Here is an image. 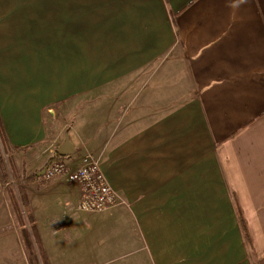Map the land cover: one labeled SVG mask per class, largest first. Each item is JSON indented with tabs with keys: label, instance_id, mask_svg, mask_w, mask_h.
I'll return each mask as SVG.
<instances>
[{
	"label": "crops",
	"instance_id": "crops-1",
	"mask_svg": "<svg viewBox=\"0 0 264 264\" xmlns=\"http://www.w3.org/2000/svg\"><path fill=\"white\" fill-rule=\"evenodd\" d=\"M71 103V164L94 153L126 202L68 213L79 186L47 180L51 264H264V0H0V115L27 174ZM9 233L0 264H29Z\"/></svg>",
	"mask_w": 264,
	"mask_h": 264
},
{
	"label": "rangeland",
	"instance_id": "rangeland-1",
	"mask_svg": "<svg viewBox=\"0 0 264 264\" xmlns=\"http://www.w3.org/2000/svg\"><path fill=\"white\" fill-rule=\"evenodd\" d=\"M88 107L89 106H87L85 108V105H83L82 109H84V111H85ZM73 110H74L73 103L70 104L69 108H66L65 110H63V114L61 115V121H62V119L64 121L62 123L60 122L58 124V127L63 126V128L61 130V128L58 129V127H57L55 129L56 132H55L54 136L52 138H50V140L48 141V145L51 148H53L52 152L50 151L51 154L66 140L67 136L69 137L68 134L66 135V132H69V129L71 128V126H70V124L66 125V123H68L66 121H69V118H68V116L66 117V115ZM87 111H89V110H87ZM80 113H81V111L79 110V114ZM52 115H54V113ZM58 116L60 117L59 113L57 112V114H55V119H53V120H56V119L59 120L60 118H58ZM64 123H65V125H64ZM69 139H70V137H69ZM2 153L4 156V164L0 166V172L2 175V183L0 185V236H2V235L12 236V235H10L9 232H13V234H18L19 236H21V238H20V240H21V239H23L22 229L24 227H26L30 230L32 236L34 235L32 233V224L29 222L28 214L24 210V207L22 206V203L20 201V193L18 190V188H19L18 182L21 178L22 172H28V171L24 170V169H26L25 168L26 163L21 162L20 156L16 157L14 155H11L8 152H4L3 149H2ZM72 156H73V154H71V157ZM69 157H70V155H69ZM41 180H45V179H41ZM47 182H48L47 180L46 181H38L35 183V185L29 186V190H28V195H29V198H31V204L33 205L32 206L33 211L37 214V216L40 220L43 217H46L47 213H49V212H47L46 204H48V203L53 204L54 203L55 206H57L59 204V202L57 203L56 200L53 201V198L57 197L55 194H53L51 196H49L47 194H43V190H47L49 187V183H47ZM14 202L17 203V206H18L17 210H15V208L13 206ZM76 204L77 203H74L73 205L67 206V209L69 210L68 213L73 212V210L77 211V210L72 208ZM64 207H65V205L63 203L60 207H58L55 210L54 216H58L59 214H62ZM78 212H82V211H78ZM83 212H89V211H83ZM19 215L21 216L20 218H19ZM61 218H62V221H64V218L60 217V219ZM6 231L8 232V234H5ZM12 241H14V240H12ZM21 243L24 246L25 243L23 242V240L21 241ZM73 243L74 242H69V243L65 242L63 244L64 245V251L68 252V253L72 252L70 245H72ZM34 246H35L36 252L41 253V250L38 248V245L36 242L34 243ZM41 246H42L44 253L48 257V253H47L43 243H41ZM60 246H62V244H59V243L56 244L57 249ZM1 247H2V245L0 244V257H1L0 262H3V257L7 258L8 255H5V253ZM3 248H5V246H3ZM17 251H19V245L17 247ZM24 251L26 253V250H24ZM18 261L20 263V260H18ZM48 261H49V264H51L49 259H48ZM66 261H67V264H75L74 258L68 257Z\"/></svg>",
	"mask_w": 264,
	"mask_h": 264
},
{
	"label": "built area",
	"instance_id": "built-area-1",
	"mask_svg": "<svg viewBox=\"0 0 264 264\" xmlns=\"http://www.w3.org/2000/svg\"><path fill=\"white\" fill-rule=\"evenodd\" d=\"M61 175L81 190V199L72 207L77 211L101 212L126 202L108 182L101 159L92 152H87L77 165H72L67 158L53 160L41 178L49 180Z\"/></svg>",
	"mask_w": 264,
	"mask_h": 264
},
{
	"label": "trees",
	"instance_id": "trees-1",
	"mask_svg": "<svg viewBox=\"0 0 264 264\" xmlns=\"http://www.w3.org/2000/svg\"><path fill=\"white\" fill-rule=\"evenodd\" d=\"M2 149L4 150V152H8L11 155H13V153L18 149V147H14L11 145L9 138L6 134V130H5L1 115H0V166L4 164V156L2 153ZM63 158L69 159V155L64 156V157L60 156L55 150L52 153V155L48 158L44 167H42L40 170L34 171L29 174H27L26 172H23L18 182L20 201L22 203V206L24 207V210L28 214V220L32 224V233L34 234L33 235L34 237H33L31 235L30 230L26 227L22 229V236H23L22 240L25 243L24 246L26 249V254H27L29 264H49V261H48L47 255L44 253L42 246H41L42 241H41L40 233L38 231V227L36 225L35 216L32 212L31 201H30L27 189H26V185L36 182L41 177L43 170L50 162L56 159H63ZM13 204H14L13 206L15 210H17L18 209L17 203L14 202ZM20 217L21 216L19 215V218ZM241 223L245 231L246 237L249 240L248 231L244 224V219H241ZM35 242L37 243L38 248L41 250V257L37 254L35 250V246H34Z\"/></svg>",
	"mask_w": 264,
	"mask_h": 264
},
{
	"label": "water",
	"instance_id": "water-1",
	"mask_svg": "<svg viewBox=\"0 0 264 264\" xmlns=\"http://www.w3.org/2000/svg\"><path fill=\"white\" fill-rule=\"evenodd\" d=\"M74 150L73 144L70 141L69 137L67 136L66 140L56 149V152L60 156H68L70 155Z\"/></svg>",
	"mask_w": 264,
	"mask_h": 264
}]
</instances>
